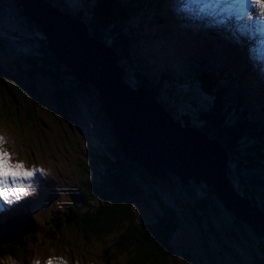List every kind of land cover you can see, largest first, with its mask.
Listing matches in <instances>:
<instances>
[{
  "label": "trees",
  "instance_id": "1",
  "mask_svg": "<svg viewBox=\"0 0 264 264\" xmlns=\"http://www.w3.org/2000/svg\"><path fill=\"white\" fill-rule=\"evenodd\" d=\"M47 1L53 7L82 20L93 37L115 50L118 65L124 68L134 87L143 88L161 104H170L168 110L176 121L185 126L198 127L217 139L229 156L228 174L234 188L264 211V112L259 111L264 110V103L256 98L264 99L249 86L255 76L260 77L256 68L247 66V57L240 55L246 64L243 71L232 64L238 59L235 56L217 59L211 65V58L207 60L203 54L190 50L183 51L184 61L180 56L171 57L160 50L147 51V47H144L146 42L142 44L139 32L142 30V17L154 21L158 26L163 21L171 22L164 14L165 5L161 0ZM159 29L163 30L162 27ZM38 33L32 32L27 40L34 47L35 42L38 43L42 56L37 58L26 53L23 45H10L11 49H20L25 55L17 66V73L7 75L0 65V95L7 97L3 94L6 93L3 90L7 80L10 81V92L15 91L17 95L11 93L12 99H5L1 109L5 116L15 118L9 115H15L14 111L20 109L16 103H20L26 106L25 119H32L35 104L46 106L37 99L41 91L35 87L36 77L46 76L53 83L49 101H55L60 118L66 120L69 118L65 111L66 101L71 103L75 90L86 88L69 75L67 69L59 68L54 63L52 55L45 49V37L41 33L39 37ZM6 35L16 41L21 39L19 30L17 32L13 27L1 26L0 56L7 52ZM147 58L152 59L153 70L146 67ZM185 62H189L190 67H185ZM52 67L62 69V75L57 76ZM246 78H250V81ZM17 99L18 102L15 101ZM112 153V156L104 152L92 153L91 165H88L90 169H86H89V173L97 170L99 176L96 180L87 176L82 178L81 188L76 193L79 203L69 207L61 224L54 221L55 234L59 236L64 230H71L90 239L114 234V256L119 257L125 250L129 254L124 264H172L171 244L180 226V217L155 191L159 213L151 221L137 220L132 201L141 198L142 182L156 179L149 177L136 163L125 159L118 145L112 148ZM212 199L213 191L204 186L200 196L193 199V217L202 232L200 219L208 213ZM22 238L15 236L13 240L1 244L0 257L15 255V247ZM15 243L17 245H13ZM253 247L247 256L249 263L264 264V238L256 236ZM128 248L132 251H127ZM235 257L238 264H244L241 258Z\"/></svg>",
  "mask_w": 264,
  "mask_h": 264
},
{
  "label": "rangeland",
  "instance_id": "2",
  "mask_svg": "<svg viewBox=\"0 0 264 264\" xmlns=\"http://www.w3.org/2000/svg\"><path fill=\"white\" fill-rule=\"evenodd\" d=\"M161 1L163 2V0ZM191 1L196 5L199 0ZM207 4L209 3L203 5ZM227 5L226 7H233ZM252 6L258 9L259 16L257 15V18L264 22V11L253 5V3ZM219 8H223V3L219 4ZM240 8L245 13L249 10L247 4H243ZM220 9L214 11L218 14L221 12ZM216 17H212L211 20L215 21ZM159 18V21H161V17ZM171 18L172 16H170ZM221 21L223 23V18H221ZM163 22L158 26L154 21L142 17V30L139 31L142 44L146 42L144 47H147V51L160 50L174 57L177 54L176 48L178 47L173 36L178 30L181 32L182 30L174 26L172 32H166L168 28L172 29L173 22L171 21L170 24ZM1 26H4V28L13 27L17 32L19 30L21 35V39L18 41L12 36L6 35L8 37L6 39L8 41L7 45H5L7 52L0 56V65L3 72L7 75H15L18 71L17 66H19L25 55L20 49L12 48L14 49L12 50L11 46L20 44L26 47V53H30L37 58L42 56L41 52L38 51V43L33 40L36 43L34 47L27 40L28 37L31 38L32 32H38V30L32 22L26 20L24 15L20 13L16 0H0ZM159 27H162L163 30L160 31ZM2 31L4 32L5 29H2ZM250 35L256 37L251 45L256 46L259 44L262 46L264 44V33L260 32L258 23L255 26V32ZM38 36L41 37L39 33ZM229 38H231V35H229ZM3 40L5 41V39ZM220 41L225 42V40H216V45L219 47L221 46ZM167 46H170V48ZM186 48L189 50L188 47ZM182 55L184 54L180 52L179 56L181 58ZM182 59L184 61V57ZM206 59L208 60V57ZM40 61L42 62L43 59H40ZM117 61H119L118 56ZM41 62L38 61L39 64ZM236 62H232V64L235 65ZM59 66V68H65ZM184 66L190 67V63H184ZM146 67L153 70L152 59L147 58ZM62 69L52 67V70L57 72V76L62 75ZM123 69L122 67L123 80L129 85H133L132 80L124 73ZM246 79L250 81L249 78ZM6 84L3 90L6 93L3 94L7 97L0 95V136H3L5 140L3 147L8 152L15 153L17 160L22 161L26 167L43 170L37 171L31 180L24 181L31 184V187L27 190L33 196H40L44 192L45 184L53 187L58 196L54 198L53 203L49 201H34L33 203L32 201L36 208H30L33 213L32 218L30 217L31 221L29 219L27 221L23 215L19 218H23V221L26 220L27 223L31 224V231L24 235L27 239L22 238L19 245L13 244L17 245L14 251L21 249L20 259H16L14 255L12 257L4 256L3 258L0 257V264H36L37 261L39 264H47L49 258H52V264H59L60 259L63 257L66 264H108L106 261H109L110 264H124L129 254L125 250L119 257L115 258L113 253L114 234L102 236L98 239H90L83 237L81 233L64 230L59 236L52 238L56 233L53 230L52 221L56 219L61 224V220L69 207L72 204L79 203L74 191L76 187L78 188L82 178L87 176L96 180L99 176V172L94 169L89 173L90 161L93 158L92 153L104 152L110 153V156H112V148H115L114 132L99 109L100 102L96 89L91 85H85L86 89L75 90L71 103L69 101L65 103V111H67L69 118L63 120L59 116L55 101H49L53 83L48 77L38 75L35 87L41 91V94L38 92L37 97L39 98L37 99L43 101L42 103L47 108L35 104L32 119H25L26 106H22L20 103H16L18 109H20L14 111L15 115L8 114L9 116H15V118L4 115L1 107L3 108L5 99L8 97L12 99V94L17 96L15 91L14 93L10 92L9 80L6 81ZM249 86H252L254 91L257 90L252 80L249 82ZM256 100L259 102L260 98L257 97ZM15 101L18 102V99ZM6 102L8 101L6 100ZM13 104L15 103L13 102ZM161 105L163 110L169 112L168 106L170 104L165 105L163 103ZM259 111L264 112V110ZM259 111L257 112L261 113ZM203 186L202 183L192 182L188 189L183 188L173 175H170L167 179L142 182V196L139 200L132 201V209L137 220L143 222L153 220L155 215L159 213L156 191L176 211L180 217V226L171 244L173 247L172 264H238L235 255L241 258L244 264H250L247 256L250 255V249H254L253 244L256 240L254 233L244 224L236 223L233 216L218 201L212 199V204L208 205V213L200 219L203 232L200 226L197 225L191 206L194 203V197L200 196ZM27 202L31 201L26 200L25 203ZM0 204L10 205L9 202L4 200H0ZM17 223L19 222L14 221L7 228L13 230ZM4 243L6 242L0 243V245ZM226 245L230 248L229 251L228 247H225ZM127 251L132 250L128 248Z\"/></svg>",
  "mask_w": 264,
  "mask_h": 264
},
{
  "label": "water",
  "instance_id": "3",
  "mask_svg": "<svg viewBox=\"0 0 264 264\" xmlns=\"http://www.w3.org/2000/svg\"><path fill=\"white\" fill-rule=\"evenodd\" d=\"M16 3L45 37V49L54 63L65 67L77 82L96 89L99 109L114 129L115 145L125 159L151 178L173 175L183 188L202 183L236 223L264 238V216L233 187L228 176L229 156L217 139L198 128L182 126L143 88L127 84L115 51L93 37L84 22L74 21L42 0ZM28 228L24 225L16 235L27 233ZM16 235L4 229L0 243Z\"/></svg>",
  "mask_w": 264,
  "mask_h": 264
},
{
  "label": "bare ground",
  "instance_id": "4",
  "mask_svg": "<svg viewBox=\"0 0 264 264\" xmlns=\"http://www.w3.org/2000/svg\"><path fill=\"white\" fill-rule=\"evenodd\" d=\"M165 1L167 2V8L165 7L164 14L166 12L168 15V12H169V18H170V16H172V18L170 20L175 24V26L178 29L182 30V32L178 30L175 33V35L173 36V38L174 39L179 38L181 40V42L184 44V50L186 47H188L189 50L191 49V46H189V44H188L190 42V45L198 46L200 53L204 52L202 54L205 57H208V60H209V58H211L210 62L215 63V60H217V59H221V58L223 59V58L229 57L230 55L238 54L240 46L246 45L247 46L246 51H247V54L249 55L247 57V62H246L247 66L251 67V66H253V64L255 62L258 64L257 70H258V74H259L260 79L256 78L257 76H255L252 79V83L254 85H256L255 88L258 91V95H261L262 98L264 99V89H263V83H264V44H262V46H260L259 44L256 46L251 45L256 40V37L250 35V34H253L255 32V26L257 23L260 26V32L264 33V22L257 18V15L259 16V14L257 13L258 9H256L255 7L252 6L251 0H242V1L241 0H199L198 2H196V5L191 0H170V1L165 0ZM204 3H209V4L203 5ZM220 3H223L222 9L219 8ZM228 3H233V4H228ZM227 4L229 6H233V7H226ZM243 4H247L249 7V10L247 13L243 12L240 8ZM231 8H235V9H231ZM219 9L221 12H219L217 14V12L214 10H219ZM58 10L63 12L60 9H58ZM234 10H237V11H234ZM63 13L72 17V19L74 21H78V22L82 23V20L76 19L77 17L74 18L73 16H71L70 14H68L66 12H63ZM212 17H216L215 21L211 20ZM221 18H223V23L221 21ZM173 19H174V21H173ZM85 26H86V24H85ZM204 27H207V28H204ZM173 30H174V27H172V29L168 28L169 32H172ZM185 35H186V38H185ZM229 35H231V38H229ZM217 39H223L225 41H228L230 43L235 44V47H238V51L234 52L233 49H225V48H221V47L215 45L214 42ZM167 47L170 48V46H167ZM176 49H177V54L174 55L175 58L178 57L180 54V51L178 50V48H176ZM116 57H117V54H116ZM183 57H184V55H182V58ZM237 60H239V61H237L235 63V65H237L235 68H245L246 67V64H245L243 58H241L239 55H238ZM185 63H187V62H185ZM211 65H212V63H211ZM118 66L120 67V69H122V66L120 64ZM122 75H123V71H122ZM130 86L133 88H136V87H134V84L130 85ZM259 102L264 103V101L261 98H260ZM169 114L172 117L171 113H169ZM181 125L185 126L183 124H181ZM110 127H111V130L114 132V129L112 128L111 124H110ZM193 127H195V126H193ZM195 128H198V127H195ZM199 130H201V129H199ZM114 136H115V134H114ZM9 153L11 154L14 162L18 161L15 153H13L12 151H10ZM229 165H230V163H229ZM229 178H230V176H229ZM44 179H45V177H44ZM24 183L27 184L26 182H24ZM80 183H81V181H80ZM80 183L78 185V188L76 187V190L74 191L75 194L81 188ZM231 183H232V181H231ZM232 185H233V183H232ZM26 192H27V194L22 195V198L19 200H15L14 198H12V202H9L10 203L9 206H5L3 204H0V229H1L0 235L4 231V229H6L7 233H11V234L14 233V235H16V233L20 229H22L24 227V225H25V227H29L28 232L25 233L27 235L31 231V224L27 223L28 219H29V221H31L30 220V211H29V214L27 213L28 208L35 209V206L33 204L34 201H42V202L49 201L50 203L51 202L53 203L54 198L56 196H58L56 191L54 190V188L51 186H48L47 184H45L44 192L40 196H33L27 189H26ZM240 195H242V194H240ZM76 198H77V194H76ZM26 200L31 201V202H29V204L26 205L25 204ZM32 201H33V203H32ZM253 206L258 208L261 211V212L259 211V213L264 216L263 210H261L259 207L255 206V205H253ZM20 213H22V214L19 215ZM22 215L26 217L27 221L26 220L23 221V218L19 219ZM232 216H233V214H232ZM14 221H17L19 223L22 222V224L17 223L15 226V229H13V230L11 228L8 229L7 227ZM54 221H56V219L53 220L52 222L54 223ZM56 222H58V221H56ZM54 228L55 227L53 225V230L55 231ZM25 234H22V235L19 234V235H16V237L23 236V238L27 239V237L24 236ZM56 236H57V234H55L54 237H52V238H55ZM227 249L230 250L229 247ZM14 253H15L14 257L19 260L20 259L19 255L21 254V249L14 251ZM10 257H12V256H10ZM115 258H117V257L115 256ZM62 261H63V264H66V260L64 257L62 258ZM106 262L108 264H110L109 261H106ZM59 264H61V259L59 261ZM83 264H85V263H83Z\"/></svg>",
  "mask_w": 264,
  "mask_h": 264
},
{
  "label": "snow or ice",
  "instance_id": "5",
  "mask_svg": "<svg viewBox=\"0 0 264 264\" xmlns=\"http://www.w3.org/2000/svg\"><path fill=\"white\" fill-rule=\"evenodd\" d=\"M253 5L264 11V0H251ZM4 137L0 136V200L12 202V198L19 200L22 195H26V189L31 184H25L37 171L42 169L28 168L22 161H13L11 154L3 147ZM36 264H39L37 261ZM47 264H52V258H49ZM61 264H63L61 258Z\"/></svg>",
  "mask_w": 264,
  "mask_h": 264
}]
</instances>
